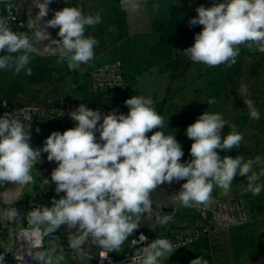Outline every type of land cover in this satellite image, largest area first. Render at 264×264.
<instances>
[{
    "label": "clouds",
    "instance_id": "9594fccd",
    "mask_svg": "<svg viewBox=\"0 0 264 264\" xmlns=\"http://www.w3.org/2000/svg\"><path fill=\"white\" fill-rule=\"evenodd\" d=\"M35 4L39 11L27 21L28 31L12 30L9 20L0 15V50H7L0 55V69L12 68L14 73L24 71L31 75L32 54L41 51L58 54L57 63L67 60L69 66L76 62L87 64L95 57L99 41L85 32L88 26L101 22L99 12L85 14L81 7L67 5L55 10L41 26L50 0H35ZM132 7L139 4L133 0ZM196 12L198 15L189 19V25L200 24L203 28L195 33L194 43L183 50L191 61L231 66L236 63L240 45L264 52V0H220L210 7L200 5ZM48 26L58 27L59 39H51L40 47L38 42L50 38ZM241 91L247 92V86L241 85ZM215 102L216 98L210 97L207 104ZM244 102L249 116L259 119L261 113L254 101L249 98ZM124 103L127 114H102L80 103L69 112L75 126L63 132L52 131L41 149L31 146L30 126L24 123L27 116L22 119L19 114L8 112L0 115V184L14 182L20 188L32 182L34 164L41 152L47 153L49 161L58 162L51 172V181L55 182L54 191H63L64 195L53 197L51 206L41 204L27 212L31 227L24 231L31 238L33 264H65V252L58 251L60 244L41 249L43 236L61 225L75 228L68 238L69 247L76 252L82 251V245L89 241L107 254L120 249L139 227L142 217H152L151 193L166 182L186 178L173 194V202L193 208L206 205L214 187L230 191L237 175L246 176L244 191L253 195L264 191V182H258L264 168L259 172L252 170L259 157H221L216 151L238 148L244 138L235 124L230 125L232 131L222 135L227 121L221 112L205 111L187 126L186 135L193 140L192 158L182 162V145L174 134L166 135L160 130L165 121L153 107V98L133 95ZM0 105H7V101H0ZM154 128L158 130L146 135ZM8 215L15 217L17 209L11 208ZM155 219L157 225H167L172 217L163 214ZM139 239L147 237L141 233ZM136 243L134 239L132 244ZM175 249L174 242L166 236L153 239L137 254L138 264H161V258L169 257ZM0 264H5L3 253ZM189 264L209 262L197 256Z\"/></svg>",
    "mask_w": 264,
    "mask_h": 264
},
{
    "label": "trees",
    "instance_id": "16d2710c",
    "mask_svg": "<svg viewBox=\"0 0 264 264\" xmlns=\"http://www.w3.org/2000/svg\"><path fill=\"white\" fill-rule=\"evenodd\" d=\"M54 0H50V5ZM67 3V4H66ZM106 4L109 21L115 32V41L108 38L106 14L101 11V4ZM81 7L85 14L100 13L102 19L97 25L88 26L85 35L97 38L95 57L80 67L91 69L96 60L110 52L113 59H120L123 64L125 86L114 88L106 93H94L87 86L76 88V97L85 105H96L103 110L118 112L129 98L138 77L155 68L165 79V90L162 98L154 97L155 109L164 118L160 129L166 135L174 134L181 143L184 155L181 161L191 159L190 147L193 140L186 135V128L205 111H216L223 114L227 124L222 135L232 131L230 125L243 133V140L238 148L225 151L216 149L221 157L241 155L244 160L259 157L253 171L264 168V52L254 47H240L236 63L228 66L220 64L207 66L193 62L184 54V49L194 43L195 33L203 25H189V19L196 15L183 10L164 11L147 1L149 29L132 32L129 27L127 5L125 0H62L61 9L65 6ZM109 53V55H111ZM6 54L0 50V55ZM16 55V54H12ZM58 54L43 56L32 54L29 66L32 74L24 71L14 73L12 68L0 69V98L8 101L12 109L27 104L46 103L47 98L58 96L68 81L76 75V69L69 66L67 60L57 63ZM205 80L203 92L197 94L193 89L199 80ZM241 85L247 86V92L241 91ZM113 91V94L110 92ZM210 97L216 102L208 105ZM252 99L261 116L253 119L249 116L246 103ZM47 126L51 123L46 122ZM158 130L154 128L146 133L151 135ZM258 182H264V175ZM247 186L246 176L237 175L232 182L233 198H241L248 203L250 221L236 230L235 227L223 235L219 233H200L191 244L178 247L168 256L161 258V264H189L197 256H203L209 264H255V256L261 252L263 231L255 224L264 217V191L253 195L244 189ZM261 264H264L262 262Z\"/></svg>",
    "mask_w": 264,
    "mask_h": 264
},
{
    "label": "built area",
    "instance_id": "2783aa9c",
    "mask_svg": "<svg viewBox=\"0 0 264 264\" xmlns=\"http://www.w3.org/2000/svg\"><path fill=\"white\" fill-rule=\"evenodd\" d=\"M61 2L62 0H54L52 5H50V19L54 15L55 10L61 9ZM0 15L9 20V26L12 30L28 31L26 23L29 18L19 5L18 0H0ZM54 32L57 34L58 27L54 28ZM1 51L6 53L7 50ZM72 80L73 87L87 86L94 93L103 94L111 89L124 87L125 78L122 61L113 59L96 65L89 70L79 67L76 69V75ZM5 100L0 98V101ZM80 103L82 102L76 97L60 95L47 98L46 103L43 105L27 104L17 109H12L7 101V105H0V115L8 112L12 115L19 114L22 119L27 116V119L24 120L26 127L30 126L29 131L36 128L39 138L45 142V138L52 131L63 132L67 128L75 126L76 122L70 118L69 112L78 107ZM86 106L99 110L102 114L109 113L96 105ZM46 122L51 123V125L47 126ZM57 163L55 165H48L43 162L36 164V191L33 194L9 205L4 204L0 200V253L4 254L5 264H33L31 254L34 249L32 248L30 236L26 235L24 231L31 227L27 222V212L38 205H45L48 202L51 172L57 166ZM9 183L0 184V192L4 191ZM11 208L17 209L15 217L8 215ZM192 209L199 219L197 225L184 231L170 229V232L166 235L167 238L174 242L175 248L191 244L198 238L200 233L224 232L250 221L248 203L241 198L220 197L211 204L201 205L196 208L192 207ZM141 233L147 237L146 240L140 241L139 236ZM134 239L137 241L135 245L132 244ZM153 239H156L155 235L139 232L131 238L130 249L121 255L107 254L105 250L101 249L98 252L95 264H138L139 258L137 254L141 253ZM44 248L43 236L41 249Z\"/></svg>",
    "mask_w": 264,
    "mask_h": 264
},
{
    "label": "crops",
    "instance_id": "0c3cea01",
    "mask_svg": "<svg viewBox=\"0 0 264 264\" xmlns=\"http://www.w3.org/2000/svg\"><path fill=\"white\" fill-rule=\"evenodd\" d=\"M103 2V0H100ZM127 5V12H128V21H129V27L132 32L135 31H147L149 29V16L147 14V1L149 0H134L135 3L139 4V7L133 8L132 2L133 0H125ZM154 1V4L158 6L160 9L164 11L168 10H183L190 12L194 15H198L196 12V8L200 5H204L205 7H210L213 3L220 2V0H150ZM19 5L27 15V17L30 19V16L35 17L36 13L39 11L38 7L35 4V0H18ZM50 8V4H49ZM101 11L106 14V26L108 30V38L111 43H113L116 39L114 29L109 21V15L106 11V4H101ZM50 19L49 10L48 14L43 17L40 21L41 26H44V21ZM47 30L50 33V38L48 40H44L41 42H38L40 47H43L45 44H49L51 39H59L57 34L54 32V28H51L48 26ZM55 45H53L54 47ZM240 47H244L246 49H251L247 45H240ZM110 52L107 54H104L100 56L96 60V64L103 61L105 58L108 57ZM38 54L43 56H52L56 55L50 52H38ZM111 54V53H110ZM81 65L79 62L73 63L72 66H70L72 69H77ZM156 73L157 70L155 68H151L150 70L142 73L134 86V88L131 91V94L129 97L133 96L135 92H137V88L140 86V82L142 81V78L148 74ZM72 79H68L63 91L69 90L70 94H76V88L72 86ZM165 90V83L162 84V87L158 91L156 90H145L143 91V95L145 96H151L154 100L155 95L158 98H162L164 95ZM110 94H113V91L110 92ZM60 96V95H58ZM63 96V95H62ZM153 107L155 108V101ZM119 113L127 114L128 107L125 105L122 106V108L118 111ZM99 136V133L97 134V137ZM30 143L31 146L36 149H41L44 145V141H42L36 131V128L30 131ZM190 160V159H189ZM187 161V160H185ZM183 161V162H185ZM38 162H43L48 165H55L56 161H49L47 159V153L41 152L37 162L34 164V168L32 171L33 180L29 184L24 185L23 187L18 188L17 185L14 182H10L8 187L0 192V200L3 201L4 204L9 205L15 201L23 200L27 196L33 194L36 191V164ZM186 181V178L180 180V181H173L171 183H163L159 186H157V189L154 190L151 193V197L153 200V215L151 218H148L146 216L142 217V219L139 221V227L133 231L132 234H130L129 238L123 243L120 249L118 250H112L109 253L112 255H121L126 250L130 249V240L132 237H134L139 232H144L149 235H156L155 231V221L154 217L158 215L162 211V209H172L171 211H165L166 214L170 215L172 217V229H179V230H186L189 229L192 226L197 225L199 222L198 217L194 213V210L192 207H185L183 205H179L173 202V194L178 192L181 188V185ZM55 189V182L51 181V184L49 186V194H48V202L45 203L47 206H51L52 198H59L61 195H64V192L61 191V193H56L54 191ZM233 195V188L231 185V189L228 192H225L220 187H214L213 189V195L212 199L207 202V204L213 203L217 198L220 197H231ZM247 225V224H245ZM244 226V225H243ZM242 227V226H241ZM255 227L263 231V243H262V249L261 252L258 253L255 256V264H261L264 262V217L261 218L260 221H258L255 224ZM240 227H235L234 230L238 229ZM231 229L225 231V234H227ZM75 232V228L68 229L66 225H61L58 229L54 230L49 235H44V242H45V248L51 247L53 244H60L61 249L65 252V264H95L98 252L102 249L101 246L96 245L94 246L91 241L88 243L82 245L84 248L82 251H75L74 249L69 247V238L68 234L69 232ZM170 232V229L165 230V236L168 235ZM123 264H132V263H123Z\"/></svg>",
    "mask_w": 264,
    "mask_h": 264
},
{
    "label": "rangeland",
    "instance_id": "374dc122",
    "mask_svg": "<svg viewBox=\"0 0 264 264\" xmlns=\"http://www.w3.org/2000/svg\"><path fill=\"white\" fill-rule=\"evenodd\" d=\"M113 58V54L108 55L107 58H105L103 61H101L100 63H98L97 65H100L102 63L108 62L110 60H112ZM166 83L165 79L162 75L160 74H156V73H151L149 72L148 74H146L143 78L142 81L140 82V86L137 88V92H135V94L133 95H139L142 94L143 91L145 90H156L158 91L160 89V87H162V84ZM198 84L191 90H189L188 92H190L191 94L193 93V91H197V94H201V92H203V86L205 83V80L201 79L199 80V82H197ZM71 89V87H69ZM75 88V87H74ZM67 91H62L63 96H76V94H70L69 90ZM77 93V92H76Z\"/></svg>",
    "mask_w": 264,
    "mask_h": 264
},
{
    "label": "water",
    "instance_id": "95a60500",
    "mask_svg": "<svg viewBox=\"0 0 264 264\" xmlns=\"http://www.w3.org/2000/svg\"><path fill=\"white\" fill-rule=\"evenodd\" d=\"M172 209H162V211L160 213H158V215H156L155 217H159L160 215H163V214H166L165 211H171ZM154 217V221H155V231H156V235L155 237L158 238V237H164L165 236V230H168V229H172V220L171 219L169 221V223L167 225H157V221ZM94 246H96L95 243H92Z\"/></svg>",
    "mask_w": 264,
    "mask_h": 264
}]
</instances>
